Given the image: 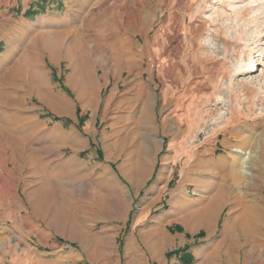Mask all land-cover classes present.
<instances>
[{
	"label": "rangeland",
	"instance_id": "obj_1",
	"mask_svg": "<svg viewBox=\"0 0 264 264\" xmlns=\"http://www.w3.org/2000/svg\"><path fill=\"white\" fill-rule=\"evenodd\" d=\"M120 185L105 258L77 222ZM166 214L170 242L149 233ZM185 246L264 264V0H0V264H185L167 255Z\"/></svg>",
	"mask_w": 264,
	"mask_h": 264
},
{
	"label": "crops",
	"instance_id": "obj_2",
	"mask_svg": "<svg viewBox=\"0 0 264 264\" xmlns=\"http://www.w3.org/2000/svg\"><path fill=\"white\" fill-rule=\"evenodd\" d=\"M94 133L93 135H91L88 139V143L92 142L94 143ZM108 148L105 146V144L103 143V145L101 146V151L100 153L97 155L98 158L100 160H109V161H113L112 158H107V155H111V153H109V150H107ZM123 152V149H121V151H119V154L121 155ZM115 159L119 160L118 157V151H117V155L114 157ZM75 170H76V174L79 175V178H81L82 176H93L96 173H94V171L91 169V166L88 165L87 163L84 162H79L76 163L75 165ZM166 169V167L164 168V170ZM92 170V171H91ZM115 172L110 171L108 168L104 167L103 168V172L101 173V175L99 176V179H102L103 182H110L115 184ZM81 183V181H74L73 183V190L75 193V197L76 200L74 202V205H77L79 207H82V205L84 207H87L89 205V201L88 198L84 197V199L82 200V194L87 195L88 194V190L89 187H81L79 186V184ZM120 196H111V200L110 202L109 199L106 201V198H104V201L97 200V202L93 205V209L95 210V212L90 213L89 215H91L92 217L89 218L87 217L88 213H84L83 217H81L79 219V221L77 222V225H80V223H82L83 227L85 229H89L91 228L93 225H101L105 230L103 232V234L100 236L98 235L96 238V243L99 244L100 246H98V249L103 251L102 257L105 258H112V257H117L119 254V238H120V234H124L123 229H125L127 227V222H128V217H129V211L124 213V208H125V202L124 199L122 198V194L124 193V187L123 185H120ZM186 197V196H185ZM213 201V200H212ZM211 201V203H212ZM210 203V204H211ZM91 204V203H90ZM114 206V205H118V206H122L121 212L118 213L116 211H111L109 209V206ZM183 206V203L180 204L181 208ZM131 210V209H128ZM103 212V216L105 218H101V213ZM105 213V214H104ZM147 213V212H146ZM144 214L143 216L139 217L135 224L136 226L139 225V223L143 222L147 216V214ZM171 214H166L163 216H160L159 219H157V222H155V225H152L151 228H149V233L150 235H154V234H158L160 231H162L164 233V235L166 236V239L168 242L171 241V238L175 237V234H173L170 229H167L166 227L167 225V221L165 220L168 216H170ZM82 216V215H81ZM74 221L76 222V220L74 219ZM135 226V225H134ZM162 226L165 227L166 231L164 230H160V228H162ZM131 229V228H130ZM125 236L130 240H135V233H134V229L132 230H128V232H126ZM103 237V238H102ZM151 245L156 246V242H152L149 241L148 246ZM90 248H86L85 247H81V251L84 253L81 255L85 256V251L88 250ZM101 255V253H100Z\"/></svg>",
	"mask_w": 264,
	"mask_h": 264
},
{
	"label": "trees",
	"instance_id": "obj_3",
	"mask_svg": "<svg viewBox=\"0 0 264 264\" xmlns=\"http://www.w3.org/2000/svg\"><path fill=\"white\" fill-rule=\"evenodd\" d=\"M84 120V119H83ZM202 235V233H200ZM188 247L185 246L182 249H178L172 252H169L167 255L168 257L172 256L173 254H176L179 256V258L185 263V264H190L193 261V255L187 251ZM182 252V254H181ZM180 254V255H179Z\"/></svg>",
	"mask_w": 264,
	"mask_h": 264
},
{
	"label": "bare ground",
	"instance_id": "obj_4",
	"mask_svg": "<svg viewBox=\"0 0 264 264\" xmlns=\"http://www.w3.org/2000/svg\"><path fill=\"white\" fill-rule=\"evenodd\" d=\"M142 18H143V16H142ZM250 67H251V66H250ZM249 69H250V68H249ZM249 154H250V153H246V152H245V155H244V156H245V157H244V165H243V167H246V168L248 167V166L246 165V159H249ZM245 171L248 172L249 170H248V169H245Z\"/></svg>",
	"mask_w": 264,
	"mask_h": 264
}]
</instances>
